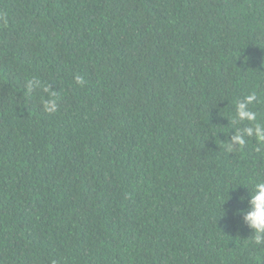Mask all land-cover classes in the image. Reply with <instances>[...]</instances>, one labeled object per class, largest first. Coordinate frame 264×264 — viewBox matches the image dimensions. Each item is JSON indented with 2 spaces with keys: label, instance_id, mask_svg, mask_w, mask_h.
Instances as JSON below:
<instances>
[{
  "label": "trees",
  "instance_id": "16d2710c",
  "mask_svg": "<svg viewBox=\"0 0 264 264\" xmlns=\"http://www.w3.org/2000/svg\"><path fill=\"white\" fill-rule=\"evenodd\" d=\"M253 93L264 0H0V264H264Z\"/></svg>",
  "mask_w": 264,
  "mask_h": 264
},
{
  "label": "clouds",
  "instance_id": "9594fccd",
  "mask_svg": "<svg viewBox=\"0 0 264 264\" xmlns=\"http://www.w3.org/2000/svg\"><path fill=\"white\" fill-rule=\"evenodd\" d=\"M75 81L79 85L84 84L83 77L75 76ZM38 81H29L27 83V91L31 92L38 85ZM48 91V89H45ZM55 93L50 92V98L44 101V108L48 112L57 110V101L54 98ZM257 100L256 94L247 95L243 100L236 104V122L249 121L252 122L245 125L243 129L236 128L227 145L228 151L243 146L246 143V138L254 137L258 143L257 151H261L264 147V124L257 122L256 113L250 110L249 105H252ZM245 223L253 230L255 243L264 244V181L256 183L249 192L248 209L243 215Z\"/></svg>",
  "mask_w": 264,
  "mask_h": 264
}]
</instances>
